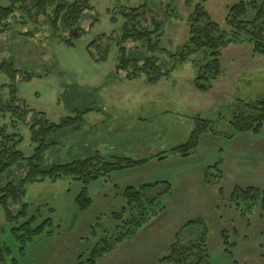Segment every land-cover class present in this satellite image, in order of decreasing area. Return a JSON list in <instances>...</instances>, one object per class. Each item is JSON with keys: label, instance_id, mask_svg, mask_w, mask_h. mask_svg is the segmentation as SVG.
<instances>
[{"label": "rangeland", "instance_id": "1", "mask_svg": "<svg viewBox=\"0 0 264 264\" xmlns=\"http://www.w3.org/2000/svg\"><path fill=\"white\" fill-rule=\"evenodd\" d=\"M88 1L93 8L73 35L63 29L60 37L53 35L41 15L40 31L23 37L20 34L34 25L24 27L12 19L13 29L0 32V62L10 61L20 71L19 104L38 112L39 118L60 123L69 116L82 117L79 129L68 128L54 137L57 143L45 154V168L97 153L112 161L117 157L150 160L88 185L70 176L29 183L26 220L35 216L34 227L49 222L42 233L22 243L18 236L26 232L20 228L24 220L9 222L0 205V239L11 248L7 259L16 264H76L107 231L113 234L118 223L112 213L126 205L125 188L161 182L150 192L156 196L154 201L145 200L149 221L97 264H169L162 259L172 244L187 243L204 229L200 223L185 226L197 219L207 226L210 264H264V207L258 203L248 209L247 204L237 206L230 200L236 186L264 188V129L257 135L233 138L204 135L189 157L170 153L164 159L153 158L185 143L198 116L232 134L228 121L237 101L264 98V55L254 54L249 43L231 44L222 53L221 78L210 91H201L195 86L193 62L199 56L182 63L168 53H175L189 37L192 7L186 0ZM240 1L247 0H194L202 2L212 20L222 25L228 7ZM143 4L138 21L144 27L154 20L163 23L162 47L168 50L156 57L169 74L154 83L126 79L124 71H117L116 42L126 20L122 12ZM123 46L145 50L139 42L127 41ZM199 61L205 63L207 58L201 54ZM25 75L30 78L24 79ZM9 83L0 70V86H7L1 87L4 99H9ZM10 131L20 133L21 149L31 156L30 127L25 124ZM26 173L27 169H15L13 177L17 180ZM85 186L92 203L81 210L76 199ZM21 208V204L10 205L13 214Z\"/></svg>", "mask_w": 264, "mask_h": 264}, {"label": "trees", "instance_id": "2", "mask_svg": "<svg viewBox=\"0 0 264 264\" xmlns=\"http://www.w3.org/2000/svg\"><path fill=\"white\" fill-rule=\"evenodd\" d=\"M186 4L192 7L188 20L189 37L175 53L162 47L163 23L154 20L150 26L144 27L138 21L141 16L139 11L145 6L144 4L129 8V12L123 10L122 13L126 20L116 42L118 46L117 71H124L126 79L144 78L147 82L154 83L169 74V70L164 71V66L156 57L158 52L168 51L171 57L179 59L182 63L197 55L199 56L197 60H193L197 68L195 86L201 91H210L222 76V53L226 47L231 44L249 43L254 54L264 55V0L240 1L229 6L223 25L212 20L202 2L195 3L194 0H186ZM92 8L88 0H0V32L12 30L13 20H15L16 24L24 27L34 25L26 33L20 34L21 36H35L40 31L39 18L43 15L46 17L43 23L48 22L53 35L60 37L61 29L70 30L73 35L74 30L79 31L78 25ZM127 41L139 42L145 50H140L138 46L134 50H127L123 46ZM66 42L72 43V40L67 39ZM201 54L207 58L205 63L199 61ZM0 70L10 81L8 84L9 99H4L1 94V87L5 86L3 88L5 89L6 84L0 86V205L4 208L5 217L9 222L24 220L20 228L26 232L18 236L22 243L42 233L45 224L49 222L45 220L34 227L37 220L35 216L26 220L27 204L24 200L29 183L44 178L58 180L70 176L88 185L91 181L109 177L115 171L144 166L149 162L150 158L133 159L130 157H117L112 161L97 153L69 163H57L45 168V154L53 144L57 143L53 140L54 137L68 128L79 129L83 123L82 117L69 116L60 123L39 118L38 112H34L25 104H19L17 77L20 71L10 61L0 62ZM28 78L30 75L24 76V79ZM236 104L238 105L231 108L233 117L228 121L232 134L218 130V126L216 128L213 125L215 121L198 116L185 143L169 151L158 153L153 158L164 159L170 153L189 157L195 154L204 135L233 138L236 134L257 135L261 133L264 129V98H253L249 101L239 99ZM31 113H33V118L28 120ZM25 124L30 127L31 143L34 145V152L31 156H26L21 149L23 138L20 133L10 131V127L17 129L18 126ZM15 169H27V173L23 178L16 180L13 177ZM11 176L12 179H10ZM6 179H9V182H4ZM160 184L162 183H147L141 187L125 188L123 197L126 199V205L112 213V218L118 223L113 234L107 231L92 251L86 256L81 255L76 264H97L98 259L114 250L119 243L133 238L136 232L149 221L145 200L149 203L154 201L156 196L151 197L150 192ZM167 185L169 189V184ZM86 187L76 199L81 210L88 209L92 203V198L86 193ZM230 200L237 206L243 202L249 206L248 209L258 203L264 207V188L236 186ZM17 204H21L22 208L17 214H13L10 205ZM198 223L203 224L202 232L187 243L176 241L170 247L169 255L162 259L163 261L169 264H210L205 222L197 219L189 221L185 226L189 227ZM93 233L97 236L95 229ZM222 235L226 238V243H229L225 231ZM10 253L11 248L0 239V264H8L6 260ZM11 263L16 264L14 259L12 262L9 261V264Z\"/></svg>", "mask_w": 264, "mask_h": 264}]
</instances>
